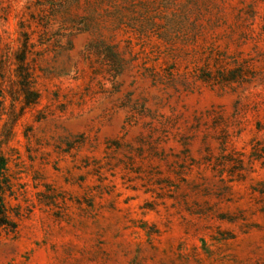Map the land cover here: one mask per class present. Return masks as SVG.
I'll return each mask as SVG.
<instances>
[{
	"label": "rangeland",
	"instance_id": "obj_1",
	"mask_svg": "<svg viewBox=\"0 0 264 264\" xmlns=\"http://www.w3.org/2000/svg\"><path fill=\"white\" fill-rule=\"evenodd\" d=\"M0 154V264H264V0H0Z\"/></svg>",
	"mask_w": 264,
	"mask_h": 264
},
{
	"label": "trees",
	"instance_id": "obj_2",
	"mask_svg": "<svg viewBox=\"0 0 264 264\" xmlns=\"http://www.w3.org/2000/svg\"><path fill=\"white\" fill-rule=\"evenodd\" d=\"M234 64L235 67L233 68L221 65L217 67L215 72L211 68L205 69L201 75H198V78L203 81L216 80L220 83L246 82L245 76L247 73L243 71V66L236 62ZM33 94H35L34 99L27 98V104L38 98L37 93ZM14 194V184L8 173V160L4 155L0 154V236L2 233L15 232L18 227V219L21 216L20 206H11L7 200L8 197L14 196Z\"/></svg>",
	"mask_w": 264,
	"mask_h": 264
}]
</instances>
